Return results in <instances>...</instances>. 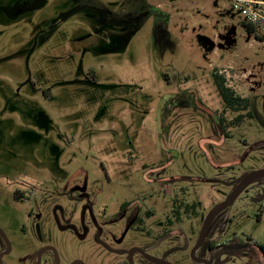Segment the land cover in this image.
I'll return each mask as SVG.
<instances>
[{
    "label": "rangeland",
    "instance_id": "374dc122",
    "mask_svg": "<svg viewBox=\"0 0 264 264\" xmlns=\"http://www.w3.org/2000/svg\"><path fill=\"white\" fill-rule=\"evenodd\" d=\"M3 1L0 7H13ZM27 1L20 11L0 8V163L82 167L100 177L101 163L140 166L163 156L172 172L220 181L231 167L239 176L264 165V150H250L264 142V40L247 32L227 0H146L148 17L120 39L89 20L94 9L73 10L75 0ZM78 1L117 14L134 2ZM215 73L248 98L247 109H224ZM44 170L38 174L52 175ZM123 177L131 191L177 193L143 173ZM185 185L186 200L202 213L228 191ZM232 212L227 230L264 245V199L241 196ZM19 217L2 202L0 225L11 235Z\"/></svg>",
    "mask_w": 264,
    "mask_h": 264
},
{
    "label": "flooded vegetation",
    "instance_id": "af4514ba",
    "mask_svg": "<svg viewBox=\"0 0 264 264\" xmlns=\"http://www.w3.org/2000/svg\"><path fill=\"white\" fill-rule=\"evenodd\" d=\"M11 2L10 11H20L28 3ZM92 4L75 0L73 10L94 9L87 17L110 29L114 39L133 34L129 29L134 23L149 15L146 0H134L121 14ZM5 7L0 8L8 11ZM58 24H51L50 31ZM241 98L249 102L247 97ZM30 135L40 137L37 133ZM253 148L264 150V142L252 145L250 150ZM131 164L114 161L106 167L101 163L98 177L82 167L44 170L39 164L27 166L25 161L0 163V205L3 202L20 216L18 235L10 234L9 225H0L4 234V238L0 236V264H260L264 245L227 230L235 218L232 206L214 218L204 241L198 244L207 212H199L195 201L186 200L185 183L202 180L172 172L163 156L143 161L140 166ZM259 168L264 165L254 169ZM42 170L52 175H39ZM231 171L224 181L231 182L245 173L238 176L234 167ZM130 172L146 174L160 187L177 193H170L166 199L152 192L131 191L132 186L123 177ZM227 189L219 202L233 186ZM249 195L252 203L264 199V178L249 185L237 199Z\"/></svg>",
    "mask_w": 264,
    "mask_h": 264
},
{
    "label": "water",
    "instance_id": "95a60500",
    "mask_svg": "<svg viewBox=\"0 0 264 264\" xmlns=\"http://www.w3.org/2000/svg\"><path fill=\"white\" fill-rule=\"evenodd\" d=\"M207 43V42H206ZM264 178V168L254 169L241 174L233 181H220L215 179L202 180V182L220 184L225 187L233 186V189L224 200L216 203L206 213L203 219L202 227L198 237V244L202 243L206 237V233L211 222L216 216L225 209H230L238 196L252 183ZM0 236L4 238V234L0 229Z\"/></svg>",
    "mask_w": 264,
    "mask_h": 264
},
{
    "label": "built area",
    "instance_id": "2783aa9c",
    "mask_svg": "<svg viewBox=\"0 0 264 264\" xmlns=\"http://www.w3.org/2000/svg\"><path fill=\"white\" fill-rule=\"evenodd\" d=\"M228 8L239 13L246 24L264 40V0H227Z\"/></svg>",
    "mask_w": 264,
    "mask_h": 264
},
{
    "label": "trees",
    "instance_id": "16d2710c",
    "mask_svg": "<svg viewBox=\"0 0 264 264\" xmlns=\"http://www.w3.org/2000/svg\"><path fill=\"white\" fill-rule=\"evenodd\" d=\"M242 24L248 33L254 32V29L252 28L251 25L246 23H242ZM256 36L257 39L263 40L257 34ZM212 79L222 99V102L224 104V109H228L234 112L236 111L238 112L239 110L242 109H247V107L249 106V102L246 99L237 96L232 89L228 88L225 84V78L222 75H219L217 73L212 74ZM241 119L242 116L239 115L238 117L235 118V120L231 122V124L238 125Z\"/></svg>",
    "mask_w": 264,
    "mask_h": 264
}]
</instances>
